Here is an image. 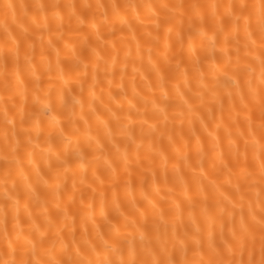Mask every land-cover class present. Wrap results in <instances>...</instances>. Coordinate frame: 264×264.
<instances>
[{"label": "snow or ice", "instance_id": "obj_1", "mask_svg": "<svg viewBox=\"0 0 264 264\" xmlns=\"http://www.w3.org/2000/svg\"><path fill=\"white\" fill-rule=\"evenodd\" d=\"M0 15V188L4 195L0 205V264H264V0H164L111 5L62 4L56 0L17 4L2 0ZM97 15L103 17L99 26ZM73 19L77 25L87 22L95 33L96 41L88 45L87 55L78 52L73 42V34L78 37L80 32L73 26ZM138 28L146 31L138 35ZM45 33L49 37L48 49L56 54L55 64L44 47ZM221 36L222 63L217 59ZM37 39L41 44L39 53ZM197 39L199 48L195 45ZM59 41H63V50L68 53L63 58L57 47ZM161 47L170 73L167 77L165 69L153 61L154 49ZM145 49L147 63L157 75L160 98L154 92L152 99L142 96L135 87L136 74L140 72L136 62L139 60L143 66ZM130 62L132 98L124 84ZM181 77L185 86L196 82L192 98L199 100L198 105L185 99ZM209 77L216 82L212 86L207 83ZM73 83L79 87L78 94L73 93ZM169 84L179 101V135L183 136L186 109L188 123L198 118L212 139L214 175L206 172L205 157L199 149L195 160L185 154L182 164L178 160L172 165L173 186L167 192L174 194L180 187L188 205L187 223L181 204L173 201L168 211L174 210L175 214L166 218L160 201L149 200L146 195V206H137L133 199L130 203L134 211L120 212L123 222L117 219L113 223L104 211L102 199L100 216L108 230L97 231L93 239L88 222L100 226L95 225L94 203L85 206L83 191L77 211H72L77 175L82 177L79 183L85 184L88 153L103 154L105 150L99 132L96 137L89 134L92 125L86 116L91 113L98 128L104 125L103 135L110 143L117 133L124 139L123 149L112 143L114 156L104 159L113 188L121 175H127L126 183L130 184L133 172L140 170L143 192L148 171L145 163L150 166L159 156L166 168L169 161L155 133L160 132L161 140L167 133L170 145L176 140L175 114L171 116L172 128L168 127L169 108L175 104L167 90ZM114 87L123 94L122 99L113 95ZM152 87L149 83L148 88ZM207 96L211 100H206ZM137 97L143 107L133 102ZM112 101L119 105L115 111ZM98 102L104 113L116 121L115 130L102 118ZM200 109H206L207 118ZM208 121H216L212 131H208ZM221 128L223 140L215 135ZM191 131L199 145L200 137L195 129ZM57 139L63 143L62 150L57 147ZM223 141L227 142V153L216 152ZM37 150L47 167H35L36 184L28 183L24 177V199L14 177L23 176V161L33 164ZM99 159L100 155L92 156L93 161ZM181 167L190 171V180L179 174ZM69 173L71 189L67 183ZM221 174L228 177L227 193L219 191L215 177ZM93 176L101 186L104 184L95 172ZM164 183H169L167 172ZM208 186L216 192L211 203ZM87 188L94 196L96 188L91 184ZM155 190L159 192L160 188ZM166 199L161 197V201ZM78 213L80 229L75 226Z\"/></svg>", "mask_w": 264, "mask_h": 264}, {"label": "bare ground", "instance_id": "obj_2", "mask_svg": "<svg viewBox=\"0 0 264 264\" xmlns=\"http://www.w3.org/2000/svg\"><path fill=\"white\" fill-rule=\"evenodd\" d=\"M2 2V0H0ZM14 3H36V2H41V0H13ZM58 3H75V4H81L85 2H91V3H104L107 5H111L113 3H119V4H125V3H137V4H144L148 2L152 3H161L164 2V0H56ZM172 2H180V0H172ZM188 2H191V0H188ZM201 2H207V0H201ZM111 10L109 9V13ZM0 21H2V15H0ZM103 17L100 15H97L96 17V22L98 26L102 23ZM74 27H79L80 32L79 36L77 37L75 34H73V42L75 43L77 47L78 52H83L85 55L88 53V45L89 44H94L96 41V36L95 33L92 29H90L89 24L86 22L84 25H77L75 19L72 21ZM117 27H119V24H117ZM101 31H105L104 28H101ZM144 31H146L143 28H138L137 33L142 34ZM119 35V33H118ZM48 34L45 33L44 35V47L48 50L50 53L51 59L53 61V64H55L56 60V54L52 49H48L47 46V40H48ZM87 38V40L85 39ZM106 39H111L110 37H106ZM175 40V37L173 35V41ZM221 43L217 45V59L219 62H223V57L219 53V48L222 47V40L223 37H220ZM195 45L197 48L200 47V41L197 39L195 41ZM40 40L37 39L36 41V47H37V53H39L40 50ZM57 47H59L61 51V57L63 58L65 55H68L63 50V41H59L57 43ZM179 45L177 44L176 47L174 48V51L178 49ZM147 51L145 49L144 51V62L143 66H141V63L139 60L136 62V67L140 68V72L136 74V79H135V87L138 92L141 93L142 96H147L149 99L153 98V92L155 93L156 98H160V91L158 87V82H157V75L156 73L151 69V67L147 63ZM136 53H135V46L133 45V58L135 59ZM38 59V57H37ZM185 59H187L185 57ZM153 61L158 62L160 67L164 68V75L167 77L170 75L168 72L165 62L163 59V48L161 47L159 50L154 49L153 51ZM132 64L131 62L129 63V68H128V73L125 77L124 84H125V89L128 93L129 98H132ZM47 78H45L46 80ZM117 82H119V73H117ZM181 82V91L185 94V99H189V101L193 104L198 105L199 100L193 99V92L197 90L196 82L192 81L191 85L185 86L183 84V78H180ZM149 83L153 86L152 89L150 90L148 88ZM173 83L175 81L173 80ZM207 83L209 86L214 85L216 82L209 77ZM56 87H59V84L56 85ZM73 87V93L78 94L79 93V87L76 86L74 83L72 85ZM106 87V86H105ZM44 88L47 89V82L44 84ZM168 92L170 99L175 102L173 107L169 108V113H170V121H169V129L172 128V123L173 121L171 120V116L173 114L176 115L175 119V132L177 133L176 135V140L174 144H169L168 139H167V133L163 136L162 140L160 138V132L155 133V139L157 140L158 143L162 144L165 154L169 157V161L167 163V167L165 168L164 161L161 159L159 156H155L153 162L149 166L147 163H145L144 168H147L148 171L146 173L145 177V183L143 187V192L141 190L140 186V170L134 171L133 175L131 177V183L128 184L126 181L129 180V177L127 175H121L118 180L115 181L116 187L113 188V181L108 179V173L105 170L104 166V159H111L114 156V149L112 148V143H117L123 149L124 147V139L122 136L117 133L116 138L114 141L111 143L107 140L106 137H104V125H100L99 128L97 126V123L95 121L94 116L91 115V113H88L86 116V119L90 120V123L92 125L91 132L89 133L91 136L96 137L99 135L101 137V142L105 145V150L103 154L101 153H88V159L85 162V169L87 172L86 178H85V184L81 185L79 183L80 179L82 178L81 175H77L76 180H77V186L78 190L76 192V204L72 206V211L76 212L78 207H79V202L81 199V191L84 193V201H85V206L90 203H94L95 205V225H99L100 227L97 228L93 225L92 221L88 222V229H89V234L90 236L95 239L96 237V232L97 231H107L108 226L104 223L103 219L100 216L101 212V200L103 199L104 201V211L105 213L109 216L110 219L113 220V223L117 222V219L119 220L120 223L123 222V218L119 216L120 212H125V213H132L134 209L131 207V201L135 199L137 202V206L143 207L147 205V201L144 199V196L146 195L149 200L153 201H160V207L165 209V215L166 218H171L172 215L175 214L174 210L172 212H169L168 209L172 208V202L174 201L175 203L181 204L182 208L184 209V220L187 223V211H188V205L187 202L184 200L183 196L181 195V189L179 186L176 187L175 193L174 194H168L167 189L169 187L173 186V177L175 173L173 172L172 165L175 164L178 160H180L182 164V157L187 154L189 155L193 160L197 159V150L199 149L201 152V155L205 157L204 160V167L206 172L209 174V176H213V169H212V164H211V156L214 154L212 150V139L211 137L208 136V132L205 131L201 125L200 121L198 118H193V123L189 124L188 119H187V112L185 109V117H184V126H183V136L181 137L179 135L181 129L179 127L180 125V120L181 117L179 116L180 108L178 106V98L176 96L175 89L171 87V84L168 86ZM100 89L99 87L97 88V93L99 94ZM113 95L117 98V100L122 99V93L118 88H113L112 90ZM84 96L87 97V91H85ZM53 97L55 98V91L53 92ZM104 100L107 103L108 98L107 95L105 94ZM206 100H211L210 96L206 97ZM134 103H137L139 107H143V101L140 100L139 97H137L136 100L133 101ZM125 104V109H127V102H124ZM225 104H227V100H225ZM112 106L113 110L115 111L119 105L116 103V101H112ZM98 111L104 113L103 108L99 105V102L97 103ZM149 109L151 108V104L148 105ZM217 111H216V116L219 117V110H218V105ZM85 111L87 112V107L85 108ZM77 112H79V108H77ZM200 114L203 115L205 118H207L208 113L206 109H200ZM225 116H227V113L225 112ZM10 118H11V113H10ZM105 121L108 122V127L112 128L115 130L117 128V123L114 119H112L107 113L103 114L102 117ZM18 120V117H17ZM2 121H3V116L0 114V126H2ZM209 123V128L208 131H212L216 127V121H208ZM67 127V125H64ZM81 128V131L83 132L84 130V125L81 122L79 125ZM192 129H195L196 135L200 137L199 145L197 144L196 138L192 136ZM136 134L139 136L140 134V128L137 126L136 128ZM215 135H218L221 137L223 140V129H219L218 132L215 133ZM43 139V137H42ZM149 139H152V137H149ZM147 143V140L145 141ZM56 144L59 150L63 149V143L57 139ZM223 150L225 153H227V142L223 141L222 143V148L217 147L215 149L216 152H219ZM93 155H100L101 159L97 161L92 160ZM39 166L42 170H46V163L43 158H41L39 154V150H37V154L34 158L33 164H29L28 160L25 159L22 164V168L24 170L23 176L20 175H15L14 177V182L17 183L21 195L23 196L24 199H27V194L23 190V186L25 184V179L24 177H27L28 183L36 184L37 182V177L35 174V167ZM93 172H95L96 176L101 177L104 179V184L101 186L100 181L96 180L93 176ZM165 172H167V176L169 179V183L165 185L164 183V176ZM180 175L185 176L186 179L191 178V173L189 170L184 169L181 167L180 170ZM155 176V179H154ZM218 180V183L220 184V192H225L227 193L230 190V185L227 183L228 177L225 175H219L215 177ZM13 181L10 180L9 182V188H11V184ZM68 187L71 189L72 185V176L71 173H69V178L67 180ZM91 184L92 187L96 188V193L93 196V193L91 192L90 189L87 188V185ZM160 188V191L157 192L155 189ZM207 192L209 195V203L212 202L213 198L216 195L215 190L211 187H207ZM103 194V195H101ZM167 196L168 199L161 201V197ZM4 202V195H3V189L0 188V205H2ZM23 203V200H22ZM117 205H119V208H117ZM197 214H198V209H197ZM52 218L55 219V209H52ZM40 220L43 221V217H40ZM72 222H71V216L68 221V227L71 228ZM78 229H80L81 226V219H80V214L78 213L76 215V225ZM149 226H151V220L149 221ZM9 227H11V221H9ZM161 230L163 231V226L161 227ZM169 231L171 229L169 228ZM67 235V232H66ZM77 239L80 238V231H77L76 233ZM68 239H71V236H68Z\"/></svg>", "mask_w": 264, "mask_h": 264}]
</instances>
